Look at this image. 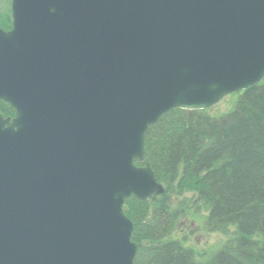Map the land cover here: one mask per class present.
Returning <instances> with one entry per match:
<instances>
[{"label":"water","instance_id":"obj_1","mask_svg":"<svg viewBox=\"0 0 264 264\" xmlns=\"http://www.w3.org/2000/svg\"><path fill=\"white\" fill-rule=\"evenodd\" d=\"M0 26V264H135L146 133L264 77V0H11ZM145 164H139L143 163Z\"/></svg>","mask_w":264,"mask_h":264},{"label":"trees","instance_id":"obj_2","mask_svg":"<svg viewBox=\"0 0 264 264\" xmlns=\"http://www.w3.org/2000/svg\"><path fill=\"white\" fill-rule=\"evenodd\" d=\"M0 26L12 27L11 0H0ZM0 113L15 108L0 100ZM164 192L124 204L134 221L135 264H264V77L238 91L232 109L174 108L146 133V160ZM139 163V164H144ZM205 204L204 228L233 233L201 257L174 236L179 218Z\"/></svg>","mask_w":264,"mask_h":264},{"label":"rangeland","instance_id":"obj_3","mask_svg":"<svg viewBox=\"0 0 264 264\" xmlns=\"http://www.w3.org/2000/svg\"><path fill=\"white\" fill-rule=\"evenodd\" d=\"M238 99V92L225 96L219 103L211 107V112L220 114L232 109ZM208 210L203 203L192 206L185 216L179 218L174 236L182 239L185 245L196 249L205 258L220 249L233 233V227L225 231H208L204 228Z\"/></svg>","mask_w":264,"mask_h":264}]
</instances>
